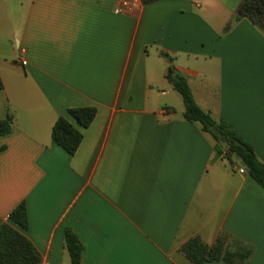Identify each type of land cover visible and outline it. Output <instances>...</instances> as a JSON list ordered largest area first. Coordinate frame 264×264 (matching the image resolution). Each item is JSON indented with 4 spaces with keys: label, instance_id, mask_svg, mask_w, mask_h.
Instances as JSON below:
<instances>
[{
    "label": "crops",
    "instance_id": "1",
    "mask_svg": "<svg viewBox=\"0 0 264 264\" xmlns=\"http://www.w3.org/2000/svg\"><path fill=\"white\" fill-rule=\"evenodd\" d=\"M126 1L0 0V226L25 203L40 264H72L68 230L82 264H194V238L264 264V190L168 80L264 164V32L236 21L244 0ZM84 107L88 128L69 115ZM60 118L83 134L74 155L52 139Z\"/></svg>",
    "mask_w": 264,
    "mask_h": 264
},
{
    "label": "trees",
    "instance_id": "2",
    "mask_svg": "<svg viewBox=\"0 0 264 264\" xmlns=\"http://www.w3.org/2000/svg\"><path fill=\"white\" fill-rule=\"evenodd\" d=\"M158 1L160 0H141L143 5H150ZM242 19L250 20L264 32V0H244L236 13V21ZM168 80L182 96L185 118L190 122L202 124L204 130L215 139L217 155L222 157L226 151L230 163L235 161L245 163L251 179L264 190V164L258 158L254 148L245 142L231 126L215 121L209 113L198 106L188 81L175 74L173 66L169 68ZM2 89L3 83L0 77V91ZM69 115L80 127L88 128L96 118L97 109L95 107L73 109ZM11 126L10 117L0 122V138L9 134ZM52 139L56 145L70 155H74L82 143L83 134L68 118H60L53 128ZM9 219L11 223L0 226V264H40L41 259L35 246L22 232L29 227L26 204H20L10 214ZM66 245L72 264H82L84 248L79 238L69 230L66 231ZM183 251L194 264L207 262L247 264L251 257V251L248 249L238 252L226 251L222 238L218 239L212 247L206 246L199 239L194 238L184 246Z\"/></svg>",
    "mask_w": 264,
    "mask_h": 264
},
{
    "label": "built area",
    "instance_id": "3",
    "mask_svg": "<svg viewBox=\"0 0 264 264\" xmlns=\"http://www.w3.org/2000/svg\"><path fill=\"white\" fill-rule=\"evenodd\" d=\"M118 2L121 6H124V7L128 6V2L126 0H118ZM118 11H121V8H119ZM238 171L242 175L246 174V169L244 167L239 166Z\"/></svg>",
    "mask_w": 264,
    "mask_h": 264
},
{
    "label": "water",
    "instance_id": "4",
    "mask_svg": "<svg viewBox=\"0 0 264 264\" xmlns=\"http://www.w3.org/2000/svg\"><path fill=\"white\" fill-rule=\"evenodd\" d=\"M239 166L244 167V168L246 169V173L248 174L249 171H248V169L246 168L245 163L241 162V164H240Z\"/></svg>",
    "mask_w": 264,
    "mask_h": 264
},
{
    "label": "rangeland",
    "instance_id": "5",
    "mask_svg": "<svg viewBox=\"0 0 264 264\" xmlns=\"http://www.w3.org/2000/svg\"><path fill=\"white\" fill-rule=\"evenodd\" d=\"M234 163H236V161Z\"/></svg>",
    "mask_w": 264,
    "mask_h": 264
}]
</instances>
